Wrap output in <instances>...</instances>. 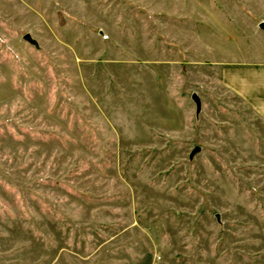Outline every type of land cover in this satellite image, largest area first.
Segmentation results:
<instances>
[{"label": "rangeland", "instance_id": "374dc122", "mask_svg": "<svg viewBox=\"0 0 264 264\" xmlns=\"http://www.w3.org/2000/svg\"><path fill=\"white\" fill-rule=\"evenodd\" d=\"M262 23L264 0H0V264H264V93L223 71L264 62Z\"/></svg>", "mask_w": 264, "mask_h": 264}, {"label": "crops", "instance_id": "0c3cea01", "mask_svg": "<svg viewBox=\"0 0 264 264\" xmlns=\"http://www.w3.org/2000/svg\"><path fill=\"white\" fill-rule=\"evenodd\" d=\"M231 66H225L223 71H245L242 73H244L247 84L243 89L241 87L237 89L240 93H245L247 98L258 90L264 93V62H239Z\"/></svg>", "mask_w": 264, "mask_h": 264}, {"label": "water", "instance_id": "95a60500", "mask_svg": "<svg viewBox=\"0 0 264 264\" xmlns=\"http://www.w3.org/2000/svg\"><path fill=\"white\" fill-rule=\"evenodd\" d=\"M261 27L264 28V23L261 24ZM24 37L27 41H29L33 45L35 46L38 45V42L34 38H32L30 34H26ZM193 99L196 101L198 108H200V101H199L197 94H193Z\"/></svg>", "mask_w": 264, "mask_h": 264}]
</instances>
